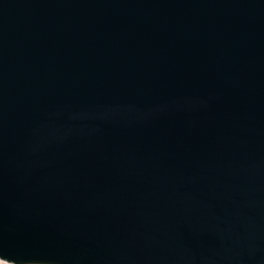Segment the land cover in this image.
I'll use <instances>...</instances> for the list:
<instances>
[{
	"label": "water",
	"instance_id": "water-1",
	"mask_svg": "<svg viewBox=\"0 0 264 264\" xmlns=\"http://www.w3.org/2000/svg\"><path fill=\"white\" fill-rule=\"evenodd\" d=\"M0 260L264 264V0H0Z\"/></svg>",
	"mask_w": 264,
	"mask_h": 264
},
{
	"label": "rangeland",
	"instance_id": "rangeland-1",
	"mask_svg": "<svg viewBox=\"0 0 264 264\" xmlns=\"http://www.w3.org/2000/svg\"><path fill=\"white\" fill-rule=\"evenodd\" d=\"M0 264H8V263H5V262H3V261L0 260Z\"/></svg>",
	"mask_w": 264,
	"mask_h": 264
}]
</instances>
